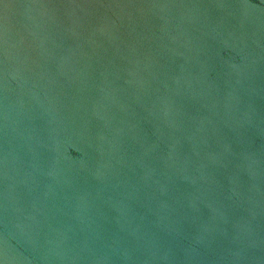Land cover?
<instances>
[{
  "label": "water",
  "instance_id": "95a60500",
  "mask_svg": "<svg viewBox=\"0 0 264 264\" xmlns=\"http://www.w3.org/2000/svg\"><path fill=\"white\" fill-rule=\"evenodd\" d=\"M0 264H264V0H0Z\"/></svg>",
  "mask_w": 264,
  "mask_h": 264
}]
</instances>
